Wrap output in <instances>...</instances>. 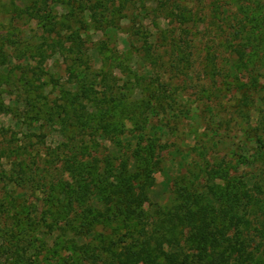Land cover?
Masks as SVG:
<instances>
[{
    "label": "rangeland",
    "instance_id": "1",
    "mask_svg": "<svg viewBox=\"0 0 264 264\" xmlns=\"http://www.w3.org/2000/svg\"><path fill=\"white\" fill-rule=\"evenodd\" d=\"M77 1L83 12L71 16L64 0H40L36 13L52 14L46 27L30 3L20 15L0 8V264H102L88 254L110 231L70 225L74 212L58 202L77 180L66 161L119 167L140 135L144 146L157 141L161 159L145 211L172 205L181 177L205 190L218 168L264 197V0ZM243 84L253 90L245 108ZM71 93L82 96V119L64 126ZM102 99L129 106L115 116L119 132L101 130ZM143 101L148 119L130 111ZM261 215L248 214L252 250L264 240Z\"/></svg>",
    "mask_w": 264,
    "mask_h": 264
},
{
    "label": "trees",
    "instance_id": "2",
    "mask_svg": "<svg viewBox=\"0 0 264 264\" xmlns=\"http://www.w3.org/2000/svg\"><path fill=\"white\" fill-rule=\"evenodd\" d=\"M25 2L30 3L27 5L34 9V15L41 12L38 7L40 0H0V8L5 13L20 15L22 8L19 3ZM64 2L72 5L71 16L83 12L78 9L81 8L80 1ZM48 14L38 15L42 26L46 27L50 22L52 14ZM235 52L239 58H245L243 49ZM233 68L235 72L239 70L236 64ZM82 91L81 95L91 100L93 91L89 88ZM250 92H253L252 88L243 84L241 107H248L251 103ZM82 96L71 93L67 98L68 106L63 108L59 117L64 126L74 119H82L75 106ZM124 103V99L116 102L101 100L99 124L105 135L120 131L115 116L120 111L129 110ZM131 106V113L148 119L146 108L148 111L152 109L149 101L142 104L132 102ZM5 111L7 109L0 103V112ZM143 139V135L138 137L140 141L133 152L132 162L125 160L119 167H114L112 158H107L101 173L96 172L94 165L77 158L66 161L67 170L77 173V180L75 185L67 184L58 202L65 205L70 214L74 212L70 225L79 222L82 231L88 234L95 233L98 226L110 231L99 235V244L91 249L89 258L100 259L102 264H264V240L252 250L248 236L255 229L252 227L254 220H250L248 214L260 209V219H264V197L260 198L248 183L222 168L208 173L205 190H200L187 177H181L175 183L172 205L160 206L153 212L141 207L149 186L147 177L161 166L157 141L151 140L144 146L141 143ZM257 189L258 194L264 196L259 191L263 189L259 184ZM75 205H79L81 210H75ZM63 214V211H57L58 218ZM72 229L81 235L76 227L72 226ZM261 234L264 239V222Z\"/></svg>",
    "mask_w": 264,
    "mask_h": 264
}]
</instances>
